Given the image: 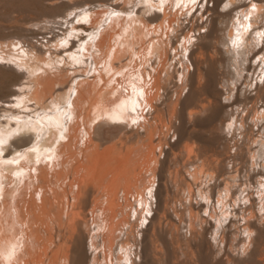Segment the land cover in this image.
<instances>
[{
	"label": "bare ground",
	"instance_id": "obj_1",
	"mask_svg": "<svg viewBox=\"0 0 264 264\" xmlns=\"http://www.w3.org/2000/svg\"><path fill=\"white\" fill-rule=\"evenodd\" d=\"M197 2L115 0L110 19L83 5L88 24L67 15L45 44L10 41L17 60L0 48V64L27 76L0 105V264H264V142L246 146L264 139V0ZM102 127L134 147L102 148ZM165 161L182 228L166 197L156 203Z\"/></svg>",
	"mask_w": 264,
	"mask_h": 264
},
{
	"label": "rangeland",
	"instance_id": "obj_2",
	"mask_svg": "<svg viewBox=\"0 0 264 264\" xmlns=\"http://www.w3.org/2000/svg\"><path fill=\"white\" fill-rule=\"evenodd\" d=\"M115 0H0V48H3L5 51L8 49V48H10L9 49V51H7V52H10V56H11V58L13 59V60H17V59H15L16 57H17V53H15L16 52V50H18L20 47L19 46H17L16 48H15V46L13 45H8L7 46V44L10 42V41H12L13 42V44H17L16 42H19V41H23L24 42V44H25V46L26 45H28V44H33L31 41H33L34 43H37V40L40 42V41H43L42 43L43 44H45V40L46 39H48V37L49 38H53L54 37V35H59V34H61V30H59L58 31V29L57 28H55V26H56V24L57 23H60V22H62L63 21V18L64 17H66L67 15H71V17H72V21L73 22H79V23H82V22H85L86 24H88L87 23V19L86 20H83L82 19V15H83V13L82 12H84L85 11V9L83 10V7L84 6H86V7H84V8H86L87 9V5L90 7V12L92 11H94V10H96L97 9V7H98V9H97V11H105V10H107V12H109V14L107 15L108 16V18L110 19L111 17H112V13H110V10H109V8H107L108 6L109 7H111V5H112V3L114 2ZM200 0H198V2H199ZM197 2V3H198ZM206 2H207V0H202V2H201V5H203L202 6V9H201V11H204V9H205V7H206ZM98 3V4H97ZM100 4V5H99ZM80 5V6H79ZM84 5V6H83ZM75 6H77V7H75ZM99 6L101 7V8H99ZM209 6H211V3L209 4ZM82 8V12H81V9ZM103 8V9H102ZM111 8H113V7H111ZM220 8V7H219ZM239 7H237L236 9H235V11L238 9ZM87 10H89V9H87ZM234 11V10H233ZM232 12V14H236V12ZM76 13V14H75ZM77 13H79V15H81V16H79ZM115 13H113V15H114ZM198 14H199V12L197 13V16H198ZM64 16V17H63ZM78 16L79 17H81L80 19L78 18ZM77 18V19H76ZM79 20H81V22L79 21ZM83 20V21H82ZM184 20V19H183ZM182 20V18H179V21H182L183 23H184V25H185V27L183 26V31H182V27H180L181 29H180V31L182 32V33H187L188 32V29H191L192 27H191V24H189V23H193L194 24V22H188V24L186 23V21L184 20L183 21ZM77 22V23H78ZM186 23V24H185ZM264 24V23H263ZM51 26V27H50ZM46 27V28H45ZM48 27V28H47ZM117 27V26H116ZM191 27V28H190ZM201 29H203V28H201ZM201 29H199L200 31H202ZM57 31V32H59V33H55V31ZM117 30H119V28L117 27L116 28V31ZM50 31V32H49ZM52 31H54L53 33H52ZM177 32H179V31H177ZM52 34H53V36H52ZM180 34V32L179 33H177V35H178V37H179V39H181V34ZM188 34V36H190L191 35V32H188L187 33ZM192 34H193V32H192ZM47 37V38H46ZM175 38H176V36H174ZM172 38L171 37V41L174 43V39L175 38ZM45 39V40H44ZM56 39V38H55ZM15 41V42H14ZM180 40H178L177 42H179ZM12 42H10V43H12ZM171 42V46L173 45V43ZM177 42H176V44H177ZM24 44H21L22 46L24 45ZM20 45V46H21ZM262 43H260V44H258V46H256V48L255 49H258V48H261L262 47V52L264 51L263 49H264V44L262 45ZM46 46V45H45ZM45 46H41V47H43L42 49L44 50V51H46L47 50V47H45ZM5 47H6V49H5ZM45 47V48H44ZM46 49V50H45ZM11 50V51H10ZM209 50H210V52H209ZM209 50H208V53L209 54H212L213 53V51H214V48L212 49V48H209ZM213 50V51H212ZM13 51H15V52H13ZM19 51H20V49H19ZM12 52V53H11ZM14 53H15V56H14ZM45 53V52H44ZM13 54V55H12ZM213 55V54H212ZM169 58L170 57H168V60H169ZM255 59H253V60H251V64H253V63H255L256 62V60H257V58H256V56L254 57ZM172 60V59H171ZM171 60H169V61H171ZM168 61V62H169ZM9 63H11V61L9 60ZM244 64H245V62H243ZM0 65H2V66H0V105L2 104V102H4V101H8V100H14V94H15V92L13 91V90H20L21 91V89H22V87H19V85L20 86H23L26 82H27V79H26V74H21L20 72H18L17 70H15V69H13V68H9L8 66H6V65H3V64H0ZM4 66V67H3ZM175 66H179L178 64H176ZM188 68H189V66H188ZM13 69V70H12ZM250 69V70H249ZM255 69V70H254ZM253 69V67L252 66H250L249 68H248V71H247V74H246V72H245V74H244V77H245V75L247 76V77H245L244 79V81H245V83L247 84V83H249V82H251V89H253L254 88V85H253V83L255 82V77L258 75V69H256V68H254ZM15 70V71H14ZM189 70H191V65H190V68H189ZM39 71V70H38ZM254 71V72H253ZM25 75V76H24ZM89 75V74H88ZM226 78L225 79H228V83H229V87L231 88L232 87V85H231V83H232V81H231V79H230V75H226L225 76ZM252 78V79H251ZM175 79H177V78H175ZM230 79V80H229ZM256 79L258 80V78L256 77ZM242 81V79L241 80H239V82H241ZM243 81V82H244ZM247 81V82H246ZM254 81V82H253ZM23 82H24V84H23ZM239 82H237L238 84H239ZM243 82H242V84H243ZM168 83L170 84V85H168L167 83V86L165 85V87H167L166 88V93H168L167 92V89H170V91L173 89L172 87H174V86H172V81H168ZM244 85L245 84H243V85H241V88L242 87H244ZM18 87V88H17ZM172 88V89H171ZM246 91H245V93L246 94H248V93H250V94H253L254 93V91L253 90H251V91H248V89H250L249 88V86H246ZM187 89H186V87H185V89L183 88L182 89V91H181V96L182 95H185V91H186ZM169 91V90H168ZM14 93V94H13ZM13 94V95H12ZM164 96H165V94H164ZM172 96H173V98H174V95L172 94ZM249 98H247V100H248ZM247 100H246V103H243V105L241 106V107H239V111H240V115H243V116H245V113H246V115H249V108H250V105L252 104L251 102H249L250 101V99L248 100V102H247ZM245 102V101H244ZM248 103L250 104V105H248ZM259 104V103H258ZM260 106V105H259ZM227 109V111L229 110V108L227 107L226 108ZM263 109V106H260V108H259V110H262ZM2 111H3V109L0 107V123H2L3 124V121H5L6 120V118H5V115H9V113L8 114H6L5 112H3L2 113ZM230 113V114H229ZM232 113H231V111H229V112H227V117H229L230 115H231ZM240 115L238 116V118H240ZM164 118H163V120L160 122V124L161 123H166V120H167V118H168V115H167V113L165 114V116H163ZM4 119V120H3ZM166 119V120H165ZM172 119V118H171ZM172 120H174V119H172ZM2 121V122H1ZM175 123L177 124V116H176V118H175ZM204 123H206V122H204ZM101 130H100V134H101V136H100V142L102 143V142H104L105 143V141H106V143L104 144V143H102V144H104V145H102L101 146V143L99 142V145H100V148L102 147V148H106L107 146H112L113 145V148L114 147H118V146H120V145H117V144H119V142L121 143V141H123V143H122V146H123V144H125L124 146H126L127 147V145L129 146V147H132L133 146V140L130 142V140H129V137H126L125 139H123V140H121L118 136L119 135H122L121 134V130L119 129V128H112V129H108L107 127L105 128V127H102V128H100ZM108 129V130H107ZM115 129V130H114ZM112 130V131H111ZM163 130H164V128H163ZM253 130H254V132H255V128H253ZM107 132H113V134H116V136L115 135H113V136H115L114 138H112V137H110V135H109V137H108V133ZM119 132V133H118ZM172 132V131H171ZM170 131H169V133H171ZM206 132V131H205ZM205 132L203 133L204 135L202 136V138L204 139H206V136H207V133L205 134ZM214 134H216V133H211V135L210 134H208L209 136H207V139L205 140L206 142H208L209 144H213V145H215V142H218V139H217V135L215 136ZM173 135V136H172ZM171 136H170V138H169V140L171 141V143L173 142V141H175V139H176V135L174 136V134H172ZM202 135V134H201ZM104 136V137H103ZM112 136V135H111ZM234 136H235V140H233V138L234 137H232V138H230L231 140H229V142H228V145L229 146H231V145H233V143L232 142H234V144L236 145V144H238V143H240L241 142V133L240 132H238V130H236V131H234ZM108 137V138H107ZM210 137H212V138H210ZM228 138H229V135L227 136ZM256 139H255V138ZM253 137V143H252V141H251V144H253V145H251V144H249V145H246L247 147H249L250 148V146H251V149L253 150V151H255L256 150V145H257V143H259V142H264V139H262V137H260L259 135L258 136H254ZM106 138V139H105ZM110 138H112V139H110ZM104 139V140H103ZM128 139V140H127ZM210 139H212V140H210ZM216 139H217V141H216ZM241 139V140H240ZM103 140V141H102ZM120 140V141H119ZM237 140V141H236ZM240 140V141H239ZM262 140V141H261ZM108 141V142H107ZM127 141V142H126ZM236 141V142H235ZM118 142V143H117ZM238 142V143H237ZM116 143V144H115ZM226 143V142H225ZM130 144V145H129ZM117 145V146H116ZM134 147V146H133ZM253 147V148H252ZM174 149V151H173V153L175 154V155H177V152H176V149L175 148H173ZM214 149H217V147H214ZM233 148L230 150L231 151V154H232V152H233ZM184 154V153H183ZM183 154H181V159L183 158H186V156H185V154H184V156L185 157H183ZM210 155V156H209ZM207 156L210 158V157H213V159H217L216 157H217V155H215V156H212V153L210 152L209 153V151L207 152ZM133 157H135V156H133ZM132 156H131V160H133L134 158H133ZM136 158V157H135ZM138 158V159H137ZM137 158L135 159V161L137 160V162H138V164H137V162L135 163L134 162V160H133V162H134V164L133 165H137V166H139L140 164H141V162L143 161L142 160V158L140 159V157L139 156H137ZM141 160V161H140ZM165 162H166V164H169V165H166L165 166ZM164 163H163V166H164V168H163V170L162 171H160V172H164L165 171V173H162V174H159L158 176H157V183L159 184V185H157L158 187H157V195L155 194V197H159L157 200H159V201H157L156 203H158V202H160L161 201V199H163V197H164V199H165V197L168 199V201L167 202H169V204H171V205H168V207H169V211L171 210V212H173V211H175L176 210V212H177V214L178 215H180V217H181V219H182V221L183 222H181L180 223V227L182 228V226H185V220H183L184 219V217L182 218V216L183 215H181L182 213L183 214H186L185 212H186V208H184L185 206H183V204H182V200H181V198H180V193L178 194V196H177V198H178V200H177V198H176V192L174 193V187H175V183L177 182V179H174V185H173V176H174V171H175V168H174V166L175 165H172V163L171 162H167V161H165ZM142 165V164H141ZM172 165V166H171ZM162 166V167H163ZM141 167V166H140ZM165 167H169L168 169H167V172H166V170H164V169H166ZM171 168H172V170H171ZM173 168H174V170H173ZM168 172H169V174H168ZM185 172V171H184ZM185 173H182V175H184ZM67 175V174H66ZM65 175V177H67ZM169 175H171V176H169ZM169 177V179H168V177ZM165 178H167V180L165 179ZM170 178H172V179H170ZM64 179V178H63ZM63 179L61 180V182L63 181ZM163 179H164V181H163ZM159 180V181H158ZM161 180V181H160ZM172 181V183H170V185H169V183L168 182H170V181ZM162 182V183H161ZM168 184H167V183ZM61 184V183H60ZM62 184H63V182H62ZM61 184V185H62ZM161 184H162V186H161ZM167 186H166V185ZM172 184V185H171ZM170 186V187H169ZM165 188V190L167 191H164L163 189ZM173 189H172V188ZM176 187H177V185H176ZM159 188H163L162 190L161 189H159ZM159 190H161L160 192H159ZM172 190V191H171ZM174 190V191H173ZM164 191V195L162 196V193L161 192H163ZM169 191H171L170 193H169ZM178 191V190H177ZM173 192V193H172ZM97 194H96V196H98L99 194V192H96ZM166 193V194H165ZM167 195V196H166ZM95 196V197H96ZM162 196V197H161ZM97 198V197H96ZM174 198V199H173ZM171 199V200H170ZM173 201V202H172ZM180 201H181V203H180ZM175 202V203H174ZM93 204H95V206H90L91 208H88V209H96L95 207H97V202H93ZM182 204V205H181ZM65 206H66V204H65ZM181 206H183V207H181ZM174 207V208H173ZM180 207V208H179ZM171 208V209H170ZM181 208L182 209H185V210H183L184 212H182L181 211ZM172 209H173V211H172ZM178 209H180V210H178ZM169 211H167L165 214H164V217H165V219H167L166 217L167 216H169ZM178 211H181V213H179ZM170 212V213H171ZM202 212H204L203 211V209H202ZM200 213H201V211H200ZM167 214V215H166ZM203 214V213H202ZM172 216V215H171ZM173 218V217H172ZM164 219V220H165ZM168 220V219H167ZM163 221V219H161V222ZM164 223H165V221H163ZM162 222V223H163ZM161 223V224H162ZM164 223L162 224V227H163V225H164ZM184 224V225H183ZM180 227H178L180 230L178 231V233H183V231H185V228L184 229H181ZM187 235H188V233H187ZM52 237H53V235H52ZM42 241H44V243H45V241L46 240H44V238H43V240ZM43 243V244H44ZM47 243V242H46ZM45 245V244H44ZM184 247V245L181 247V248H183ZM40 259H45L44 257L42 258H40ZM43 262H45V260L43 261ZM91 264V263H90ZM109 264V263H108Z\"/></svg>",
	"mask_w": 264,
	"mask_h": 264
}]
</instances>
